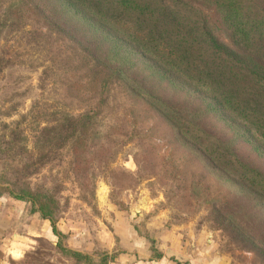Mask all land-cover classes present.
Masks as SVG:
<instances>
[{
  "label": "rangeland",
  "instance_id": "obj_1",
  "mask_svg": "<svg viewBox=\"0 0 264 264\" xmlns=\"http://www.w3.org/2000/svg\"><path fill=\"white\" fill-rule=\"evenodd\" d=\"M38 2L0 0V15L12 12L0 30V134L16 140L7 159L0 156V186L19 179L18 186L53 193L62 237L27 199L0 192L5 264H123L130 235L157 258L163 234L168 243L206 246L222 264H264V248L246 221L263 211L230 171L183 145L177 129L153 110L143 88L159 98L161 90L148 83L132 92L127 77L98 73L77 26L64 24L68 14L53 13L54 2L49 13L33 7ZM70 114L80 115L72 137L63 131ZM203 123L218 137L225 133L215 117ZM42 128L56 133H39Z\"/></svg>",
  "mask_w": 264,
  "mask_h": 264
},
{
  "label": "trees",
  "instance_id": "obj_2",
  "mask_svg": "<svg viewBox=\"0 0 264 264\" xmlns=\"http://www.w3.org/2000/svg\"><path fill=\"white\" fill-rule=\"evenodd\" d=\"M51 2L53 13L68 14L67 27L78 28L84 53L93 57L98 73L127 77L132 92L148 83L161 90L159 98L143 88L155 101L153 110L177 129L183 145L216 169L230 171L241 192L264 213V0H39L33 7L49 13ZM11 15L1 13L0 30ZM79 116L65 119L63 131L70 137L78 131L74 119ZM208 116L221 124L225 133L220 137L204 125ZM41 132L55 134L56 129ZM4 136L0 156L7 159L16 140ZM19 183L2 184L0 192L27 199L32 211L49 221L52 233L62 237L54 194ZM246 221L264 248V217ZM65 252L92 263L87 255Z\"/></svg>",
  "mask_w": 264,
  "mask_h": 264
},
{
  "label": "crops",
  "instance_id": "obj_3",
  "mask_svg": "<svg viewBox=\"0 0 264 264\" xmlns=\"http://www.w3.org/2000/svg\"><path fill=\"white\" fill-rule=\"evenodd\" d=\"M17 205V207L20 205ZM15 211V209H14ZM17 216H20L21 210L16 209ZM15 212V213H16ZM134 243L130 245L129 251L119 256L120 261H124L123 264H222L217 262L214 258H211L209 253V249L206 246H197L194 248V243L187 240L181 241L178 238L176 239V243H168L164 241L167 236L163 234L161 237V243L158 247V251H160L161 255L158 258L151 257V250L149 248H139L142 244V240L139 238H133ZM11 242V240H9ZM190 244V247H189ZM8 246L5 245V247ZM9 249V248H8ZM3 245L0 241V252H4ZM7 253H11L8 251ZM0 264H5L3 258L0 256Z\"/></svg>",
  "mask_w": 264,
  "mask_h": 264
}]
</instances>
